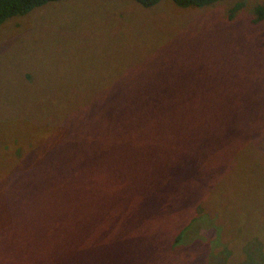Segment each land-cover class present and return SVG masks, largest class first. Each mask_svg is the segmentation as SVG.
<instances>
[{
  "label": "rangeland",
  "instance_id": "374dc122",
  "mask_svg": "<svg viewBox=\"0 0 264 264\" xmlns=\"http://www.w3.org/2000/svg\"><path fill=\"white\" fill-rule=\"evenodd\" d=\"M238 3L230 19L228 10ZM257 6H264V0H221L202 8H179L171 0H160L148 9L131 0H61L0 26V157H15L17 142L36 139L47 127L55 135H76L80 145H30L34 152L21 158L8 180L3 177L10 188L34 194L22 207L30 208L36 220L19 216L14 221L0 190V264H17L19 252L30 255L35 264L59 262L65 253L49 256L31 247L42 225L49 226L50 219L44 218L53 213L57 200L72 203L68 217L76 221L75 203L81 193L90 201L110 187V194L126 188L134 157L112 161L99 152L98 138L115 139L121 126L118 117L101 109L107 108L101 97L114 98L124 88L136 93L203 90L218 96L220 90L228 95L221 106L243 110L242 121L249 116L247 110L264 108V96L256 99L264 86V20L253 24ZM178 59L185 70L177 69ZM145 60L150 64L143 66ZM90 96L97 102L82 108L81 102ZM215 105L216 112L221 106L219 101ZM74 113L80 127L67 122ZM170 120L165 116L158 124ZM177 128L172 135L186 134ZM225 129L219 139L214 136L203 166L186 158L189 151L182 148L191 142L178 137L177 152L173 150L177 162L163 153L159 158L164 157L165 165L145 167L150 170L143 180L116 197L117 208L133 209L142 194L153 192L162 200L169 196L146 204L149 209L159 205L152 218L157 222L131 226L126 219L114 249L81 254L70 264H264V124L249 128L250 141L241 139L236 124ZM140 157L149 164L147 150ZM3 168L0 164V172ZM150 178H155L152 188ZM33 179L41 191L27 182ZM163 186L168 190L158 191ZM44 199L50 201L46 208L40 202ZM33 203L39 206L33 208ZM186 221H191L184 229L187 238L171 245L170 237ZM86 225H76L68 234L85 233ZM134 231L156 232L157 241H128L130 232L141 235ZM84 240L88 242L87 233ZM63 246L72 254L77 241L67 240Z\"/></svg>",
  "mask_w": 264,
  "mask_h": 264
},
{
  "label": "trees",
  "instance_id": "16d2710c",
  "mask_svg": "<svg viewBox=\"0 0 264 264\" xmlns=\"http://www.w3.org/2000/svg\"><path fill=\"white\" fill-rule=\"evenodd\" d=\"M61 0H0V26L7 20L13 17H20L26 15L31 10L41 7L45 4L51 2H57ZM134 3L140 5L142 9H148L157 3L160 0H131ZM221 0H171V2L179 8H189L196 7L202 8L205 6L212 5ZM240 4H236L233 8L228 10L229 18L234 17V12L238 10ZM254 22L257 24L264 20V6H257L254 9ZM177 59V58H176ZM151 60L143 61L144 64L149 65ZM159 65V63H158ZM158 67V66H157ZM178 70H185L184 65L180 59H178L177 64ZM121 81V80H120ZM124 81H121L123 84ZM124 88V87H123ZM219 96L207 93L203 90L191 91L188 93H183L181 91H172L160 92L153 91V89H141L139 92H133L131 89H122V92L110 98V95L107 97H101L100 102L106 101L107 108L105 110L112 115L118 117V122L121 123L120 130L118 127V136L113 140H107L104 137L98 138V148L99 152L105 153L107 156H111V160L122 158L125 156H132L133 162L130 167V171L126 172L125 177V186L118 191L110 190L113 187H110L108 191L100 193L95 198L88 201V196L84 192V195L81 193V198L75 203L76 210H78V215L76 221H73L70 216L71 212L74 210L72 203H69L65 198L60 197L56 203V207L53 209V213L47 214V217L44 220L50 219L49 226L45 224L42 225L44 229H41L39 235H36L37 241H34V244L31 247H34L35 250L43 249L47 255H51V252H63L64 256L59 257V262L57 259H54V264H70L75 257L80 256L81 254H92L97 253V249L106 251L109 246L114 249L117 240L121 234V226L124 221L127 219L132 226V224L138 223H153L157 220H153V212H155L158 206L154 209H149L146 205L150 200L157 203H161L165 200H169V196H165L162 200L156 193L148 192L143 195V200L136 204L133 209L127 208H117L115 204V199L117 196H123L124 192L132 191L139 180H143L144 173L150 170L149 168L144 169L145 167H155L158 164L165 165L163 156H170L171 159L176 161L173 150L177 152L178 146L176 145V140L178 137H184L190 140V144H187L183 150H188L189 154L186 158H193V163L199 162L202 166L205 164L206 159L211 154V144L213 143V138L216 136V139H219L223 133L224 126L226 125L225 131L229 130L233 124H236V129L240 131L241 139L251 140L252 133L249 132V128H258L263 122L264 124V108H259V110H247L248 117L242 121L240 111L232 110L230 108H225L221 106V101L223 98L228 96L226 94H221L219 90ZM264 96V86L259 90L258 96L256 99H260ZM249 99L248 101H251ZM109 101H114V104ZM219 101L218 111L216 109V103ZM97 102V98L90 96L88 99L82 101V108L93 106ZM224 103V101H223ZM213 108V109H211ZM85 111V110H84ZM214 111V113H212ZM165 116H171L172 120L164 123V125L158 124ZM208 118H214L213 123L206 121ZM203 121V123H201ZM67 122L77 125L80 127V118L76 113L72 114L71 117L67 118ZM92 120H87V123H91ZM47 126V125H46ZM178 127L179 130H186L185 135L173 134L171 131ZM200 126H204L205 130ZM214 140V141H215ZM56 141H61L65 144L72 145L74 148H79L80 145L77 143L76 135L74 134H63L61 136L53 134L51 129L47 127V130L41 134H37L36 139H31L25 142L16 143V156L10 157L6 155L5 157H0L1 167L4 166L3 170L0 172L2 176L0 180V190L4 193L5 197L3 198V203L8 204L11 208L14 216V221L17 222L16 218L20 217H30L29 220H36L33 217V213L30 212V208L25 209L24 206L27 201L33 199L34 194L30 191H25L17 188H10L6 181L3 180V177L7 178L10 174V171H14V166L28 155L32 154L34 150L30 148L50 145ZM30 142V143H28ZM95 138L90 142V144L95 143ZM242 141L239 142L241 144ZM27 144V145H26ZM31 145V146H30ZM29 146V147H28ZM190 148L192 150H190ZM244 149L245 147H242ZM147 150L149 156V164L144 163L141 160L140 152ZM79 153L94 154L93 152L86 150H75ZM19 157L17 161L13 162L12 159ZM185 157V156H183ZM177 162V161H176ZM220 165V164H219ZM177 167V166H176ZM228 168V167H227ZM232 170V169H231ZM4 172V174H3ZM155 178L148 179V184L153 186ZM31 186H33L36 191H41L38 188L36 180L27 181ZM88 185L89 181H88ZM102 190V187H100ZM168 190L166 187H161L158 191ZM45 195V194H44ZM46 196V195H45ZM160 198V202L158 200ZM41 204L46 208L50 204V201L45 199L40 201ZM92 202V203H90ZM38 203H33L32 207H38ZM119 209L115 216L110 218V214ZM19 219V218H18ZM191 221H186L183 226L180 224L177 227V230L170 237L171 245L175 246L179 241L184 240L187 236L184 234L185 226ZM86 225L85 233H77V235L72 236L68 233L76 225L81 224ZM109 225L114 229L110 232ZM115 227V228H114ZM16 231H20L19 227H15ZM14 232V233H15ZM86 233L88 236V242L85 243L84 238H86ZM140 233L138 234H128L125 238L131 240L133 243L138 245H143L145 240L151 242H156L157 238L154 236L156 234H148V232H133ZM144 234V235H143ZM115 236V237H111ZM118 236V237H117ZM71 240L77 241V249L74 250L71 254L69 248L67 249L63 246L64 243ZM79 244H81L80 247ZM35 264L33 258L25 252L18 253V263L17 264Z\"/></svg>",
  "mask_w": 264,
  "mask_h": 264
}]
</instances>
